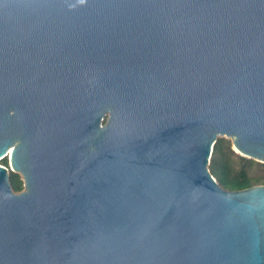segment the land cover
I'll return each mask as SVG.
<instances>
[{"label":"water","instance_id":"water-1","mask_svg":"<svg viewBox=\"0 0 264 264\" xmlns=\"http://www.w3.org/2000/svg\"><path fill=\"white\" fill-rule=\"evenodd\" d=\"M264 0H0V264H264Z\"/></svg>","mask_w":264,"mask_h":264},{"label":"trees","instance_id":"trees-1","mask_svg":"<svg viewBox=\"0 0 264 264\" xmlns=\"http://www.w3.org/2000/svg\"><path fill=\"white\" fill-rule=\"evenodd\" d=\"M0 164L8 168L7 158L0 160ZM208 169L218 185L230 192L264 185V164L236 154L226 138H218L214 144ZM9 181L16 193L23 190L19 174L10 172Z\"/></svg>","mask_w":264,"mask_h":264},{"label":"rangeland","instance_id":"rangeland-1","mask_svg":"<svg viewBox=\"0 0 264 264\" xmlns=\"http://www.w3.org/2000/svg\"><path fill=\"white\" fill-rule=\"evenodd\" d=\"M231 141V144H232V140H230ZM236 153V152H235ZM236 154H238V153H236ZM238 155H240V154H238ZM244 157V156H243ZM7 158V160H8V168H6V173H7V175L9 176V174H10V172H13L12 171V168H11V163H10V161H9V155L6 157ZM0 166H2L1 164H0ZM3 167V166H2ZM14 173H17V172H14ZM17 174H19V173H17ZM20 175V174H19ZM20 177H21V179H22V176L20 175ZM23 187H24V185H23ZM23 190H24V188H23Z\"/></svg>","mask_w":264,"mask_h":264},{"label":"bare ground","instance_id":"bare-ground-1","mask_svg":"<svg viewBox=\"0 0 264 264\" xmlns=\"http://www.w3.org/2000/svg\"><path fill=\"white\" fill-rule=\"evenodd\" d=\"M12 148H13V147H12ZM12 148H10V149L8 150L7 156L10 154Z\"/></svg>","mask_w":264,"mask_h":264}]
</instances>
